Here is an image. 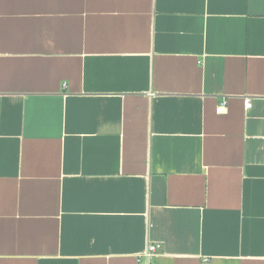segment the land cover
Segmentation results:
<instances>
[{
  "label": "crops",
  "instance_id": "1",
  "mask_svg": "<svg viewBox=\"0 0 264 264\" xmlns=\"http://www.w3.org/2000/svg\"><path fill=\"white\" fill-rule=\"evenodd\" d=\"M0 264H264V0H0Z\"/></svg>",
  "mask_w": 264,
  "mask_h": 264
},
{
  "label": "built area",
  "instance_id": "2",
  "mask_svg": "<svg viewBox=\"0 0 264 264\" xmlns=\"http://www.w3.org/2000/svg\"><path fill=\"white\" fill-rule=\"evenodd\" d=\"M251 104H252V102H251V98H250L249 96H246V97L244 98V107H245L246 109H249V108L251 107ZM224 105H225V100H223V101L221 102V104L218 105V106L216 107L215 111L218 112V113H219V112H222V110H223V108H224ZM159 247H160V244H159V243H152V244H149V245L147 246V249L144 251L143 256H144L145 258H150V257L156 252V250H157Z\"/></svg>",
  "mask_w": 264,
  "mask_h": 264
}]
</instances>
